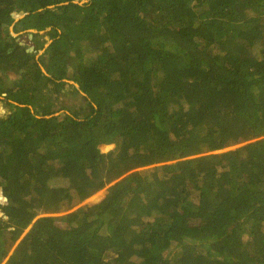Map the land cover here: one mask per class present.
Instances as JSON below:
<instances>
[{
    "label": "trees",
    "instance_id": "1",
    "mask_svg": "<svg viewBox=\"0 0 264 264\" xmlns=\"http://www.w3.org/2000/svg\"><path fill=\"white\" fill-rule=\"evenodd\" d=\"M3 95L0 264H264V0H0Z\"/></svg>",
    "mask_w": 264,
    "mask_h": 264
},
{
    "label": "rangeland",
    "instance_id": "2",
    "mask_svg": "<svg viewBox=\"0 0 264 264\" xmlns=\"http://www.w3.org/2000/svg\"><path fill=\"white\" fill-rule=\"evenodd\" d=\"M87 1L88 0H74V2L78 3V4H82V3H85ZM14 18H15V22H16L19 18H21V16L16 15ZM13 25H14V23L9 27V33H10L11 37L15 38V40L17 42H19L21 45L25 44L28 46V48H33L31 42H29V40L32 37L29 33L30 31L28 33L23 34V35H21V33H20V35L16 34L13 30ZM10 28H11V30H10ZM39 35L41 36L40 39L38 40L39 45L44 44V48H45L49 44L50 38L44 32H40ZM40 52L43 53V50L38 51L37 55ZM13 79H15V76L13 74H9L8 80L12 81ZM64 82H65L64 91H62L60 96H59L57 107H59L58 109H60V107L62 106L61 108L67 107L68 109H66V110L56 109L57 111L55 112L54 115H58V114L63 113L64 115H70V116L74 115L80 119L84 118L88 114L87 99L85 98L86 95H84L79 90L78 85L76 83H74V81H72V75L69 74L68 78L65 79ZM73 88H75V90ZM0 99H4V96L0 97ZM4 113H5V108L3 107V103L0 100V115H3ZM114 147H115L114 144H108V145L103 146L101 149H102V151L107 152L109 150L114 149ZM231 149H234V148H231ZM218 152H220V151H218ZM213 153L216 154L217 152H213ZM116 158H117L116 159L117 161L121 160V157L119 156L118 153L116 154ZM222 171L225 172L226 170H222ZM223 177H225V175ZM104 190H105V188L100 190L95 195H93L89 199L85 200L81 204L92 202L96 198L103 196ZM2 215L3 214L0 211V217Z\"/></svg>",
    "mask_w": 264,
    "mask_h": 264
},
{
    "label": "water",
    "instance_id": "3",
    "mask_svg": "<svg viewBox=\"0 0 264 264\" xmlns=\"http://www.w3.org/2000/svg\"><path fill=\"white\" fill-rule=\"evenodd\" d=\"M75 3V2H74ZM19 15L22 17L23 16V13H19ZM30 35H31V33H37V31H34V30H31L30 32ZM26 51L27 52H32L33 51V48H28V49H26ZM42 70H43V68H42ZM4 96V95H3Z\"/></svg>",
    "mask_w": 264,
    "mask_h": 264
},
{
    "label": "bare ground",
    "instance_id": "4",
    "mask_svg": "<svg viewBox=\"0 0 264 264\" xmlns=\"http://www.w3.org/2000/svg\"><path fill=\"white\" fill-rule=\"evenodd\" d=\"M19 16H20V15H19ZM41 54H42V52H40V53L37 55V57L40 56Z\"/></svg>",
    "mask_w": 264,
    "mask_h": 264
}]
</instances>
